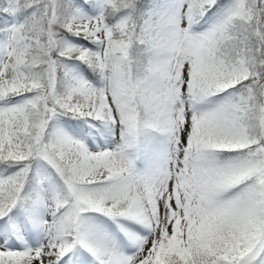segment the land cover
<instances>
[{
    "label": "snow or ice",
    "instance_id": "1",
    "mask_svg": "<svg viewBox=\"0 0 264 264\" xmlns=\"http://www.w3.org/2000/svg\"><path fill=\"white\" fill-rule=\"evenodd\" d=\"M0 264H264V0H0Z\"/></svg>",
    "mask_w": 264,
    "mask_h": 264
}]
</instances>
